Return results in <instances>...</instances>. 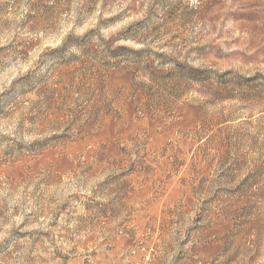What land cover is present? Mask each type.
<instances>
[{
    "label": "rangeland",
    "instance_id": "rangeland-1",
    "mask_svg": "<svg viewBox=\"0 0 264 264\" xmlns=\"http://www.w3.org/2000/svg\"><path fill=\"white\" fill-rule=\"evenodd\" d=\"M0 264H264V0H0Z\"/></svg>",
    "mask_w": 264,
    "mask_h": 264
}]
</instances>
